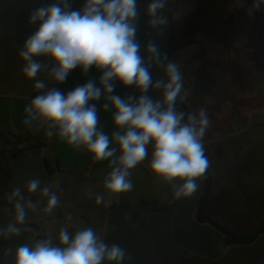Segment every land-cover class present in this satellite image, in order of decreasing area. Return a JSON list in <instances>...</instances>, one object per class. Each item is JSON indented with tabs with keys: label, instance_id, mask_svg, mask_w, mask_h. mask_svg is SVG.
I'll return each instance as SVG.
<instances>
[{
	"label": "clouds",
	"instance_id": "clouds-1",
	"mask_svg": "<svg viewBox=\"0 0 264 264\" xmlns=\"http://www.w3.org/2000/svg\"><path fill=\"white\" fill-rule=\"evenodd\" d=\"M168 5L169 0L147 4L151 29L162 31L168 26ZM261 10L264 0H253L249 12ZM139 15L137 0H85L78 10L70 0H55L30 13L28 23L39 26L18 50L24 62L21 72L35 80L34 89L39 92L24 108L23 125L44 129L48 137L56 136L74 149L85 150L94 162L108 161L110 171L104 177L103 192L95 194V203L104 207L133 189L132 170L146 160L154 178L170 187L173 201L193 197L211 167L205 149L211 126L208 110L202 106L180 110L178 104L189 93L181 66L162 53L154 40L147 42L142 54L137 37ZM78 67L83 74L98 70L99 86L89 79L64 93L44 79H36L45 73L54 85L63 84ZM153 67L160 69L155 80ZM116 82L134 88L138 98L113 94ZM150 89L159 93L157 99L148 94ZM101 98L106 101L103 110L113 111L111 135L99 127L95 102ZM55 187L59 189L58 184ZM25 188L40 198L26 197L21 187L7 193L13 219L0 228V238L18 237L28 230L23 226L29 210L51 216L61 204L53 186H41L39 178L30 179ZM125 219L130 216L125 214ZM32 231V243L4 250V257L11 256L10 264H132L134 259L126 248L107 243L91 226L74 232L61 227L58 243L51 236L36 238L39 232Z\"/></svg>",
	"mask_w": 264,
	"mask_h": 264
},
{
	"label": "rangeland",
	"instance_id": "rangeland-1",
	"mask_svg": "<svg viewBox=\"0 0 264 264\" xmlns=\"http://www.w3.org/2000/svg\"><path fill=\"white\" fill-rule=\"evenodd\" d=\"M223 1L169 0L165 10L169 24L161 31L148 26L145 9L150 0H137L140 13L137 37L142 54L147 42L154 40L162 53H167L170 60L180 64L187 88L202 55L207 31ZM54 2L0 0V228L13 219V205L8 203L7 193L15 187H21L26 197L31 195L33 201L40 198L38 193H27L25 185L30 179L39 178L41 186L51 184L61 200L60 206L51 216L29 210L27 224L23 226L28 230L20 236L7 240L0 238V264H10L11 256L3 255L6 248L14 250L20 244L33 242L32 229L40 234L36 238L51 236L53 243H58L56 237L61 227L68 226L69 231L74 232L77 228L91 226L109 243L107 219L110 215L118 218L127 206L140 207L156 200L168 203L172 195L170 187L157 181L150 173L146 160L132 170L134 187L130 192L121 194L119 200L110 207L97 205L95 194L103 192V180L110 171L108 161L94 162L91 154L85 150L74 149L56 136L48 137L44 129L38 131L35 127L28 129L23 125L24 108L39 92L34 89L35 80L27 79L21 72L24 62L18 55L19 46L39 26L28 23L30 13ZM70 2L72 8L78 10L82 9L85 0ZM151 72L154 80L159 78L160 69L153 67ZM100 75L95 68L83 74L78 67L70 72L63 84L54 85L47 80L45 73L36 79H44L50 87L56 86L67 93L89 79L96 81L99 86ZM188 91L183 104L189 111L196 104L203 107L213 102L212 105H215L214 101L222 97L204 95L196 96L194 100L193 90ZM113 94L121 97L139 96L134 88H124L119 82H116ZM148 94L153 99L159 97V93L151 89ZM105 102L103 98L95 102L99 127L111 135L114 131L113 111L103 110ZM225 106L221 104L219 112H208L211 126L205 137V149L211 161L208 172L212 181L207 213L231 232L248 236L264 227V110L248 113L247 119L239 123L235 118L236 112L229 111ZM57 184L59 189L55 187ZM200 192L201 187L194 196L199 197ZM89 193L92 195L89 196ZM174 208L180 212L188 211L180 203L179 207ZM112 226L118 227V222ZM132 232L133 229L130 232L119 230L118 237L122 238L119 244L122 242V246H133Z\"/></svg>",
	"mask_w": 264,
	"mask_h": 264
},
{
	"label": "crops",
	"instance_id": "crops-1",
	"mask_svg": "<svg viewBox=\"0 0 264 264\" xmlns=\"http://www.w3.org/2000/svg\"><path fill=\"white\" fill-rule=\"evenodd\" d=\"M252 2L223 1L187 87L193 90L194 100L196 96H222L215 105L203 107L219 112L225 104L236 112L239 123L248 113L264 110V10L250 13ZM198 108L196 104L193 110ZM198 199L173 201L171 195L168 203L156 200L140 207L127 206L118 218L110 215L107 219L109 244L120 243L119 230L133 229L134 245L122 246L121 242L133 256L132 264H264V234L249 245L220 246L222 236L216 229L196 220ZM179 203L188 211L173 209ZM115 222L118 227L112 226Z\"/></svg>",
	"mask_w": 264,
	"mask_h": 264
},
{
	"label": "trees",
	"instance_id": "trees-1",
	"mask_svg": "<svg viewBox=\"0 0 264 264\" xmlns=\"http://www.w3.org/2000/svg\"><path fill=\"white\" fill-rule=\"evenodd\" d=\"M180 110L188 112L187 107L182 103L178 104ZM211 177L209 172L207 173V179L201 182V192L198 199V212L196 214V220L198 223L208 224L222 234L221 245L223 247L230 246H244L254 243L257 238L264 234V227L259 228L257 231L248 236L237 235L228 230L223 225L217 223L208 213V203L210 199Z\"/></svg>",
	"mask_w": 264,
	"mask_h": 264
}]
</instances>
